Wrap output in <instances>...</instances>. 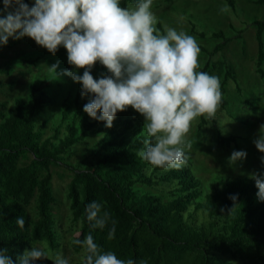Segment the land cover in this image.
<instances>
[{
    "label": "trees",
    "instance_id": "obj_1",
    "mask_svg": "<svg viewBox=\"0 0 264 264\" xmlns=\"http://www.w3.org/2000/svg\"><path fill=\"white\" fill-rule=\"evenodd\" d=\"M227 1L235 7L234 0ZM253 1L264 5V0ZM138 2L121 0V6ZM251 25L257 42L256 71L264 77V18H253ZM156 27L164 32L160 22ZM191 30L205 36L194 27ZM212 35L222 37L213 52L220 51L229 38L222 31ZM24 38L29 37L20 39ZM199 47L209 53L204 45ZM64 52L60 46L53 55L35 42V49L26 50L11 64H0V74L6 75L15 65L35 69L17 94L0 100V249L7 250L14 264H19L26 249L40 242L50 250L60 249L51 186L54 166L72 173L67 196L72 218L79 223L80 239L91 233L103 252H114L135 264H264V200L258 198L255 179L226 175L205 183L192 169L189 156L179 170L152 167L138 156L146 139L145 120L131 107L117 113L111 128L89 117L83 108L91 97H82V85L64 75L65 70L71 71L63 64ZM42 63L44 69L39 67ZM57 63L55 71L49 69ZM214 68L207 62L198 71L209 74ZM101 74L110 75L107 70L92 75L99 79ZM225 75L223 82L232 77L228 68ZM200 118L202 126L205 119ZM48 123L50 133L43 137ZM90 137L97 139L87 158L67 162L63 155ZM217 142L226 148L237 137L220 133ZM31 200L35 202L34 220L25 206ZM92 201L109 213L103 230L93 228L86 218V207ZM21 216L23 229L16 224ZM112 221L116 233L108 239ZM71 246L82 253L78 264H83L85 249L75 243V237ZM42 260L33 264H46Z\"/></svg>",
    "mask_w": 264,
    "mask_h": 264
},
{
    "label": "clouds",
    "instance_id": "obj_2",
    "mask_svg": "<svg viewBox=\"0 0 264 264\" xmlns=\"http://www.w3.org/2000/svg\"><path fill=\"white\" fill-rule=\"evenodd\" d=\"M3 5L12 11L0 18V45L10 37H29L53 55L63 46L68 63L84 69L82 76L67 70L64 75L82 85V97H91L83 108L89 117L111 128L117 113L131 107L145 118L146 139L138 156L154 168L179 170L186 165L192 123L201 116L215 117L223 101L221 83L217 76L198 71L200 47L195 37L171 27L161 33L156 27L153 0H139L133 7H122L121 0H35L31 8L23 0H3ZM97 62L110 75L95 79L91 71ZM57 67L58 63L49 69ZM254 143L264 153V125ZM246 155L234 151L229 163ZM252 178L258 198L264 200V180L255 174ZM102 207L96 201L86 207L87 220L101 230L109 222V213ZM16 224L25 228L24 217H18ZM115 233L112 221L108 239ZM81 235L75 234V243L85 249L83 264H135L114 252H103L91 233L82 240ZM41 259H48L44 248L32 246L18 261L33 264ZM0 264H14L6 249H0ZM53 264L70 261L57 253Z\"/></svg>",
    "mask_w": 264,
    "mask_h": 264
},
{
    "label": "rangeland",
    "instance_id": "obj_3",
    "mask_svg": "<svg viewBox=\"0 0 264 264\" xmlns=\"http://www.w3.org/2000/svg\"><path fill=\"white\" fill-rule=\"evenodd\" d=\"M234 2L233 8L227 0H153L151 9L163 30L166 27L182 30L195 37L199 44L209 50L210 54L200 49V67H206L207 62L213 63L214 72L209 74L217 76L221 83L223 101L215 117L203 116L205 124L202 126H199L201 118L198 117L193 121L187 136L191 147L186 152L192 161V169L205 183L226 175L252 177L255 174L264 180V161H262L264 153L258 151L254 143L261 125H264V77L256 71L257 42L255 27L251 25L253 18H264V5L256 4L253 0H234ZM26 4L31 8L35 0ZM133 6L135 5L129 4L128 7ZM225 8L226 11L222 10ZM9 11L12 9L5 10L3 0H0V18L5 17ZM192 27L197 31H203L205 36H199L191 30ZM214 31H222L224 37L229 38L225 46L217 52H213L214 47L222 41V37L213 36ZM32 49H35L33 39L24 38L17 41L10 37L6 45L0 46V64L3 66L11 64L26 50ZM64 54L66 57L62 58L65 60L63 64L82 76L84 69L74 68L68 63L67 53ZM44 65L39 64V67L44 69ZM227 68L232 77H228L226 82H223ZM262 68L264 70V63ZM25 70H29V73ZM33 70H35L33 66L15 65L10 75L0 74V100H8L9 97L17 94ZM105 70L107 69L97 62L91 74ZM11 81H14L15 85L11 86ZM132 110L145 120L140 113L133 108ZM50 128V123L43 127V137L50 133ZM220 133L235 135L237 142L222 148L217 142ZM96 139L97 137H90L72 146L63 155L65 160L75 163L87 158ZM234 151H245L246 158L230 164L229 157ZM71 177L72 173L68 169L60 166L52 167L51 186L56 198L53 212L60 233V249L53 251L42 242L37 244L44 248L48 256V259L42 260L46 264H53L57 253H62L68 258L70 264H78L82 258V253L75 252L71 246V241L79 232V223L72 218L67 196ZM25 206L34 220L36 217L34 200Z\"/></svg>",
    "mask_w": 264,
    "mask_h": 264
}]
</instances>
